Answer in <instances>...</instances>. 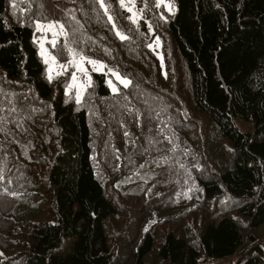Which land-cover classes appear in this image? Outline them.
Instances as JSON below:
<instances>
[{
  "label": "trees",
  "instance_id": "1",
  "mask_svg": "<svg viewBox=\"0 0 264 264\" xmlns=\"http://www.w3.org/2000/svg\"><path fill=\"white\" fill-rule=\"evenodd\" d=\"M156 2L0 0V264H264V0Z\"/></svg>",
  "mask_w": 264,
  "mask_h": 264
},
{
  "label": "snow or ice",
  "instance_id": "2",
  "mask_svg": "<svg viewBox=\"0 0 264 264\" xmlns=\"http://www.w3.org/2000/svg\"><path fill=\"white\" fill-rule=\"evenodd\" d=\"M96 3H98L100 8L104 10L105 15L108 16V21L111 23L113 20V17L111 15H108L109 5L106 3V0H96ZM119 3H120L121 8L125 9L126 11H128L129 13L132 14L129 17V19L132 21V23L135 24L137 22V14L133 11V9L135 8V0H129V3H131V7L128 6V3H126L125 0H119ZM162 5L170 14H172V15L175 14V12H176L175 0H157L155 6L157 8H159ZM14 7H15V5H14ZM141 12H143V9H141ZM162 19H163V17H162ZM35 28H36L37 32H41V33L51 32L52 33L53 39L47 40V41L45 39H40L39 41H37L39 44L40 55L43 59L44 64L47 66V78L49 79V81L51 82V80L54 78L52 73L56 67L63 69V71H67V69L69 67H73L76 69V71H74L72 73L73 83L69 84V88H72L74 86H78V91L76 94V102L79 104L81 102V99H82V91L86 87H91V84H92L91 76L88 74V70L84 67L85 62L92 66L93 71H99V72H103L104 69L107 67V65H105V64H103L97 60L91 59L90 57L85 55L82 50L77 51L76 49L69 47L67 45L65 47L67 48L69 60H68L66 65H57L56 57L51 55V53L48 52V50L44 47V44H45V42H47V43H50L53 47H56V45H57L56 37L57 36H67V33L64 31V25L60 24L59 22H49L47 24H42L39 21H37L35 24ZM113 28L115 29V25H113ZM57 29H58V31H57ZM116 35L121 40L127 39V37L124 36L119 31L116 32ZM155 43H156L157 47H159V38H157ZM151 47H152V45H149V48H151ZM108 71L124 87H128L131 84V81H129L125 78H122L118 72H115L112 69H109ZM78 72L82 73L84 75V77L86 78V80L83 84H78V82H79V77L77 76ZM62 74H63L62 71L56 72V75H62ZM107 83H108V86L111 88V91L113 93L118 92V89L112 83L111 80L107 81ZM125 135H128V134L125 133ZM141 167H143V166H141ZM145 230H147V229H145Z\"/></svg>",
  "mask_w": 264,
  "mask_h": 264
},
{
  "label": "rangeland",
  "instance_id": "3",
  "mask_svg": "<svg viewBox=\"0 0 264 264\" xmlns=\"http://www.w3.org/2000/svg\"><path fill=\"white\" fill-rule=\"evenodd\" d=\"M125 2L126 3H128V6L129 7H131V3H129V0H125ZM163 6V5H162ZM133 11L137 14V17L140 15V10L135 6V8L133 9ZM167 11V10H166ZM132 15V14H131ZM40 22V21H39ZM40 23H42V24H47V23H44V22H40ZM57 31H58V29H57ZM49 35V37L51 38V39H53V37H52V33L51 32H48V33H42L40 36H38L39 38V40L40 39H47V36ZM157 38L158 37H155L154 39H153V41L151 42V45H152V49L154 50V52L157 54V56L158 57H160L161 58V42H160V40H159V47H157V45H156V43H155V41L157 40ZM38 40V41H39ZM44 47L47 49V46H46V44H44ZM48 50V49H47ZM48 52L50 53V51L48 50ZM52 55V54H51ZM42 58V57H41ZM43 60V59H42ZM97 61H99V60H97ZM99 62H101V61H99ZM56 63H57V65H66L67 63H59V62H57L56 61ZM102 63V62H101ZM84 67L88 70V74H90V72L91 71H93L92 70V66L91 65H89L88 63H86L85 62V64H84ZM57 71H63V69H61V68H59V67H56L55 69H54V71H53V73L52 74H56V72ZM74 71H76V69L74 68ZM73 71V72H74ZM104 71H105V69H104ZM72 72V73H73ZM81 73H77V76L79 77V79H80V75ZM121 76V75H120ZM122 77V76H121ZM112 78H113V80H116L115 79V77L113 76V77H111L110 78V80H112ZM122 78H125V77H122ZM126 79V78H125ZM85 80H86V78H84V81L82 82V84L85 82ZM73 83V81H72V74H71V76H70V81H69V84H72ZM75 88H76V90H75V94H77V91H78V88L76 87V86H74ZM68 88H69V85H68ZM67 88V89H68ZM73 88V87H72ZM243 128H247V125H245L244 124V126H242ZM264 229V228H263Z\"/></svg>",
  "mask_w": 264,
  "mask_h": 264
},
{
  "label": "built area",
  "instance_id": "4",
  "mask_svg": "<svg viewBox=\"0 0 264 264\" xmlns=\"http://www.w3.org/2000/svg\"><path fill=\"white\" fill-rule=\"evenodd\" d=\"M83 77H81L82 79ZM79 84V83H78ZM236 260V255L229 258H219L215 261H210L208 264H231Z\"/></svg>",
  "mask_w": 264,
  "mask_h": 264
},
{
  "label": "clouds",
  "instance_id": "5",
  "mask_svg": "<svg viewBox=\"0 0 264 264\" xmlns=\"http://www.w3.org/2000/svg\"><path fill=\"white\" fill-rule=\"evenodd\" d=\"M80 75H81V76H80V79H79V82H78V83H79V84H82V82L84 81V78H85V77H84V75H83L82 73H81ZM81 77H83V78L81 79ZM76 87L78 88V86H76Z\"/></svg>",
  "mask_w": 264,
  "mask_h": 264
}]
</instances>
